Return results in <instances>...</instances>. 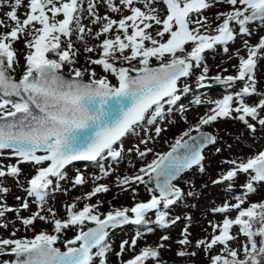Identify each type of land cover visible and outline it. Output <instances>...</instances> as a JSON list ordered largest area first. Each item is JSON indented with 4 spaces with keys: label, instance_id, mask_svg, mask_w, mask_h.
I'll return each mask as SVG.
<instances>
[{
    "label": "snow or ice",
    "instance_id": "1",
    "mask_svg": "<svg viewBox=\"0 0 264 264\" xmlns=\"http://www.w3.org/2000/svg\"><path fill=\"white\" fill-rule=\"evenodd\" d=\"M85 3L86 8L83 7ZM102 3L108 12L127 11L129 14L121 15L118 20L108 15L101 17L96 12V0H28L21 19L18 10L24 0H11V3L0 0V7L5 4L9 7L5 14L7 23L0 19V27L8 29L0 32V160H15V164L0 163V178L19 177L21 164L33 165L35 175L27 181L25 191L38 209L28 218L20 217L19 212L29 208L28 199L19 208L9 207L2 198L8 189L0 186V218L14 212L26 228L39 219L51 223L55 233L42 231L32 239H0V254L7 250L15 257L12 264H96L97 260L98 264H106L107 254L112 251L108 242L110 231L128 224L137 226L131 242L120 243L116 255L122 256L152 232L150 224L167 229L180 219H168V210L182 196L181 189L173 182L194 166H199L203 172L202 150L215 143L211 135L200 133L192 137L191 131L199 133L200 126L225 118L239 120L255 131L249 123L250 118L264 128V117L260 115L264 111V95L253 105L245 102L246 97L256 93L255 70L264 60V36L259 37L255 45L243 40L246 56H239L240 50H237L235 76L209 78L208 67L203 65L206 51H214L220 46L226 54L228 45L237 36L253 34L250 25L264 27V0H159L165 7L163 17L155 6L157 0H102ZM218 3L226 4L230 10L218 13V23L211 28L203 12ZM85 11L92 24L101 25L93 38L105 37L96 46L100 50L99 58L88 61L89 65L101 68L104 75L99 78L94 70L73 67L77 50L71 37L76 34V40L82 41L86 31L91 32L81 23ZM154 27L155 36L150 31ZM22 37L27 52L23 56V74L16 80L11 75L18 63L14 44ZM64 43L66 47H62ZM94 51L93 47H85V52ZM153 59L158 63L157 67L151 66ZM65 65L70 68L68 78L63 75ZM197 68L202 69L197 77L200 86H204L202 82L206 79L225 85L238 81L244 84L235 95H224L212 101L214 106L200 118L195 128L175 141L170 152L157 155L134 176L117 178L116 184L121 188L132 183L154 184V188L147 189L151 194L147 202L109 211L103 218L98 212L99 202L96 205L85 203L80 210L75 202L67 205L63 220L57 219L51 208L47 210L48 216L41 215L50 193L60 189V182L67 179L65 170L74 161L99 165V175L92 177L93 182L110 176L111 171L103 162L107 159L117 161L121 157L124 137L136 135L137 129L145 124L152 126L163 120L165 105L170 111L181 99L178 91L189 92L187 86L178 89V81L189 77ZM109 75L116 84L110 82ZM196 103L201 101L197 99ZM161 131L160 127H155L156 135ZM118 144L119 147H114ZM150 151L137 149V154L143 158ZM222 163L229 164L230 169L213 183L226 184V192L233 191L232 182L238 174H246L248 180L242 186L243 194L233 197L235 203L225 201L211 209L213 215L224 218L219 223L209 222L212 232L197 240L195 247L208 256L210 264H264V202L242 207L246 197L256 191L254 185L264 183V151L246 161ZM45 164L47 166H43ZM71 183L83 185L85 177L77 173ZM108 191L106 185H97L84 199L90 200ZM230 212L236 213L234 218H229ZM150 213H154V221L149 219ZM190 219L185 217L186 221ZM88 224L93 226L85 230ZM0 227L7 225L0 223ZM140 227L147 231H140ZM234 227L238 229L235 235L232 233ZM69 228L77 231L74 238L65 242L66 251L61 252L54 245L59 235ZM189 235L186 223L181 238L175 242L181 247L176 252L178 257L189 255L183 250L192 244ZM241 237L244 242L240 247L232 248L230 242ZM170 239L168 235L161 236L157 247L145 246L123 264H147L149 260L160 264L159 250L166 247L165 242ZM217 247L219 253L211 255Z\"/></svg>",
    "mask_w": 264,
    "mask_h": 264
},
{
    "label": "rangeland",
    "instance_id": "2",
    "mask_svg": "<svg viewBox=\"0 0 264 264\" xmlns=\"http://www.w3.org/2000/svg\"><path fill=\"white\" fill-rule=\"evenodd\" d=\"M28 0H24L23 6L18 10V15L21 19L24 18L23 13L26 11ZM98 6L96 12L99 16L108 15L113 19H120L121 15H128L127 11L122 13H111L106 11L102 0H96ZM11 3V0H8ZM163 17L165 15V7L162 3L155 5ZM86 8V3L83 5ZM230 10L229 6L223 3L214 4L209 9L203 12V16L207 17L208 24L211 28H215L218 21L216 16L218 13H224ZM9 11L7 4L0 7V19H4L7 23L5 14ZM62 18V17H58ZM82 25L86 29H90L91 32H87L84 35L82 41L76 40V34L71 37L74 47L77 50L75 57L76 63L73 67L84 70L91 69L97 73V78L104 75L101 68L96 65H89V58H99V49L96 46L105 39L104 36H100L99 39H94V34L99 31L100 24H92L87 12L82 13ZM250 29L253 34L250 37L237 36L234 42L228 45V53H224L220 46H216L214 51H206L204 55L203 65L208 67L207 76L209 78L220 75L222 77L237 74L236 66L238 65L237 50H240L239 56H246V52L243 50V40H248L250 45H255L258 42L259 37L264 36V27L257 25H250ZM7 28L0 27V32L7 31ZM153 36H155L156 28L150 29ZM238 31V29H237ZM110 35H115L111 33ZM25 38H21L14 44V49L17 52L18 63L15 71L11 75L19 79L24 71L23 56L26 54L27 49L24 47ZM66 43L62 44V47H66ZM93 47L96 49L94 52H85V47ZM190 50V45L187 46ZM135 63V62H133ZM151 66L158 65L153 59ZM127 66V65H125ZM138 66V65H137ZM202 69H193L189 77L183 78L178 81V89H183L185 86L189 88L188 93L178 91V95L181 99L176 104L171 106L165 105V115L163 120H158L155 125H144L137 129V134L127 135L122 140L123 152L121 157L117 161L111 159L105 160L104 167L111 171V175L99 179L93 182L92 177L99 175V165L96 163L91 164H73L66 169L67 179L60 182V189L53 191L47 198V202L44 206V210L41 211V215L48 216V209L51 208L56 213L57 219H65L66 212L65 207L72 203H76L77 210L83 208L85 203L90 205H96L99 202L98 212L103 215L109 211L122 208H131L135 203L147 202L151 198V194L148 192V187L151 185L132 183L124 188L118 187L116 184L117 178H123L124 176H134L139 172L141 167L150 163L157 155H162L171 149V146L175 141L180 138L184 132L189 129L195 128L200 118L204 117L214 105L212 101L223 98L224 95H235L238 92L244 82H237L236 84L225 85L221 84L214 79H206L203 83L204 86H200L197 82V77L201 74ZM70 68L65 65L63 68V74L69 75ZM109 80L112 84H116V80L109 75ZM256 93L251 97H246L245 102L249 105H253L258 102L261 95H264V60L258 63V67L255 70ZM84 80H88L87 74L84 76ZM205 87V88H204ZM202 88V89H200ZM201 101L200 104L196 103V100ZM235 116V113L232 114ZM264 116V111L260 113ZM249 123L253 124L255 131H251L244 123L232 118L218 119L209 125L200 126V132L191 131L190 136H199L200 133H210L215 137L216 142L203 151V161L201 166L203 172L199 170V166L193 167L189 171L181 174V176L173 183L176 187L181 189V199L168 210L169 221L179 217L180 219L172 225L170 228L161 229L152 223L149 227L152 228L150 234H146L142 239L137 242L134 249H127L122 256H117L119 251V245L122 241H129L135 235L137 226L128 224L117 228L114 231H110L108 242L111 244L112 251L107 254L106 264H123L138 254L141 248L145 246L157 247L161 236L168 235L171 237L169 241H166V247L159 250V261L168 262L170 264H210L208 256L201 250L195 247V242L199 239L209 236L212 229L209 227V222L219 223L223 220L222 215H213L211 209L217 206H221L225 201L229 203H235L233 199L236 195H242V186L247 182L248 176L246 174H238L235 180L232 182L233 191L228 193L225 191L226 184H214L213 181L218 179L223 173H226L230 169L229 164H224L222 161L237 160L246 161L258 154L260 151H264V128H262L256 122H253L249 118ZM160 127L162 131L159 135L155 133V127ZM188 137H184L186 139ZM142 140H146L147 143H141ZM115 147H119V144ZM131 149L132 151H129ZM137 149L140 151H146L150 149L148 155L141 158L137 154ZM0 163L5 165L15 164V160H0ZM43 166H47L46 164ZM21 173L19 177L0 178V186L6 187L8 193L5 197H2L5 203L9 207L19 208L25 199H28L29 208L26 211H20V217L28 218L33 213L38 211L36 204L32 198H28L26 194V188L28 187L27 181L35 175V168L31 164H21ZM77 173L82 174L85 177V183L80 186H73L71 181ZM147 180V177H145ZM106 185L109 188L107 193H99L90 200H85L84 197L89 193L94 186ZM256 191L246 197V202L242 207L250 206L251 203L264 202V183L255 184ZM20 197V200L16 198ZM131 216V213H129ZM229 218H234L236 213L230 212ZM185 217H190V221H186ZM149 219H155L154 213L149 214ZM0 223L6 224L7 227H0V239H32L40 232H46L48 234H55L51 223H45L37 219L32 226L25 227L19 219L16 217V213H7L5 217L0 218ZM188 224L189 239L192 244L187 246L185 251L189 254L195 253L186 257H178L176 252L181 250V247L175 243L181 238V232ZM93 225L88 224L85 227H91ZM140 231L146 232L143 227L139 228ZM76 228H69L63 231L54 245L60 251H66L65 242L68 239L74 238L76 234ZM15 232V236L12 233ZM238 232L237 228L232 229V233L235 235ZM244 242V238H240L236 242H230L232 248H239ZM220 251L219 247L214 248L211 255H216ZM7 257V259L0 258V264H11L13 255L8 254L6 250L5 254H0ZM98 264V260L96 261ZM147 264H154L149 260Z\"/></svg>",
    "mask_w": 264,
    "mask_h": 264
},
{
    "label": "water",
    "instance_id": "3",
    "mask_svg": "<svg viewBox=\"0 0 264 264\" xmlns=\"http://www.w3.org/2000/svg\"><path fill=\"white\" fill-rule=\"evenodd\" d=\"M65 78H67V77H65ZM210 145V144H209ZM209 145H207V146H209Z\"/></svg>",
    "mask_w": 264,
    "mask_h": 264
}]
</instances>
